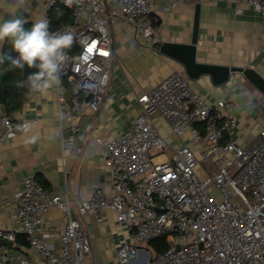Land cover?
Segmentation results:
<instances>
[{
    "label": "built area",
    "instance_id": "obj_1",
    "mask_svg": "<svg viewBox=\"0 0 264 264\" xmlns=\"http://www.w3.org/2000/svg\"><path fill=\"white\" fill-rule=\"evenodd\" d=\"M59 1L71 10L73 21L52 32H74L77 48L69 52L58 90L60 124H71L70 134L63 141L67 156L82 152L76 140V120L87 109L99 114L105 101L117 57L113 26L120 21L129 25L157 54L155 46L161 41L156 35L151 0H80L71 8L63 0H49L43 12L49 23ZM231 1L237 13H242L244 6L256 11L264 30V0ZM174 5L172 2L162 11H170ZM68 86L76 91L72 96ZM138 103L141 112L133 126L107 144L110 193L96 186L87 200H64L35 177H27L15 203L7 202L15 227H0V239L14 242L21 234L46 264H82L92 254L84 217L94 214L101 220L103 211L112 210L134 240L119 248L118 264H131L142 255L147 264H264V142L250 153L234 139L225 140L237 126V103L232 99L208 103L182 72L164 79L139 97ZM157 115L167 121L172 135L183 138L189 133L194 144H204L200 158L191 144L184 143L174 149L171 159L157 161L171 147L153 122ZM24 123L28 121L9 116L0 105V148L23 133L16 126ZM195 123L202 125L205 135ZM260 135L264 138V129ZM209 157H213L216 170L204 173L203 178L199 173L201 158ZM74 205L76 219L71 217ZM52 206L63 210L68 218L59 232V251L40 231ZM161 236L168 244L163 252L144 251ZM0 264L33 262L0 245Z\"/></svg>",
    "mask_w": 264,
    "mask_h": 264
},
{
    "label": "crops",
    "instance_id": "obj_2",
    "mask_svg": "<svg viewBox=\"0 0 264 264\" xmlns=\"http://www.w3.org/2000/svg\"><path fill=\"white\" fill-rule=\"evenodd\" d=\"M48 1L24 0L21 3L16 0H0V20L22 18L26 21L23 27L28 30L34 21L43 17ZM151 1L156 35L161 44L191 42L195 10L199 5L197 62L253 68L264 78V30L259 14L251 7L244 6L242 13H237L231 0ZM172 2L175 5L170 11L163 12ZM112 37L117 57L105 101L99 114L87 109L82 118L76 120L79 125L76 140L82 147L80 154L64 156L63 141L70 134L71 124L66 121L63 126L60 124L57 89L50 90L47 95L29 91L23 107L13 115L28 121L31 128L27 134L20 133L0 148V227L6 230L15 227L14 220L8 215L7 202L15 203L23 188V180L30 176L64 200H87L96 186H101L110 193L111 175L105 163L107 144L133 126L141 112L139 97L172 74L184 73L179 63L157 54L139 33L124 22L120 21L113 26ZM12 44L10 37L5 39L0 45V57H9V46ZM161 44L155 46L156 50H159ZM76 50L73 45L72 51ZM0 66L2 67L1 63ZM190 83L208 103L215 104L221 99H232L237 103V126L226 141L232 138L250 153L264 142L260 135L264 129V95L243 76L233 75L222 86L214 85L209 76H202ZM75 92L71 88L68 95L72 96ZM153 122L171 144L157 161L171 159L174 149L181 148L184 143L191 144L200 158L204 144H194L189 133L183 138L172 135L169 124L160 115L155 116ZM194 126L202 128L199 124ZM33 135L37 137V141L26 144L25 140ZM71 217H78L76 205L71 209ZM67 222L66 213L52 206L40 228L57 251L61 249L59 232ZM83 222L91 240L92 254L82 264H118L119 248L125 243L134 242L132 234L124 224L117 221L112 210L103 211L101 220L94 214H88ZM2 246L8 251L30 258L33 264H46L31 251L24 235H18L11 246ZM144 251L156 253L152 244L145 246ZM131 264H147L145 255Z\"/></svg>",
    "mask_w": 264,
    "mask_h": 264
},
{
    "label": "clouds",
    "instance_id": "obj_3",
    "mask_svg": "<svg viewBox=\"0 0 264 264\" xmlns=\"http://www.w3.org/2000/svg\"><path fill=\"white\" fill-rule=\"evenodd\" d=\"M71 8L79 5L80 0H63ZM58 14L62 15V12ZM26 21L22 18L0 20V45L6 38L13 40V49L17 53L10 60L9 70L19 69L23 72L25 67L34 69L26 79L16 82L17 88L26 87L31 93L47 95L50 90L61 87L63 68L69 60V52L76 42L74 32L68 30H49V20L46 17L37 19L30 29L25 30ZM3 57H0V63ZM30 124L24 123L16 126V130L27 134ZM37 141L35 135L25 140L26 144Z\"/></svg>",
    "mask_w": 264,
    "mask_h": 264
},
{
    "label": "water",
    "instance_id": "obj_4",
    "mask_svg": "<svg viewBox=\"0 0 264 264\" xmlns=\"http://www.w3.org/2000/svg\"><path fill=\"white\" fill-rule=\"evenodd\" d=\"M200 6H196L191 42L188 44L163 42L158 52L183 67L184 74L190 81H196L202 76H209L216 86L227 84L233 75L239 74L250 82L264 95V78L253 68H237L231 66H216L197 62L199 44ZM6 74L0 66V86H5ZM0 244L11 246L12 242L0 239Z\"/></svg>",
    "mask_w": 264,
    "mask_h": 264
},
{
    "label": "trees",
    "instance_id": "obj_5",
    "mask_svg": "<svg viewBox=\"0 0 264 264\" xmlns=\"http://www.w3.org/2000/svg\"><path fill=\"white\" fill-rule=\"evenodd\" d=\"M59 12H62V15L58 14ZM71 21V10L64 8L62 1H59L50 13L49 30H56L62 25L71 23ZM9 56L12 58H15L17 56V53L13 49V44L9 46ZM1 65L4 73L6 74V78L4 88L0 86V105L3 107L6 114H8L9 116H13L23 107L26 101V96L29 92L26 87L17 88L16 82L26 79V76L30 72L34 71V69H28L27 67H25L23 72L19 69L9 70L10 60L8 59V57L3 59ZM196 124L201 125L200 123H195V125ZM200 129L202 130V134L205 135V130L203 128ZM151 244L156 251V254L163 252L168 245L166 238L163 236L155 239L151 242Z\"/></svg>",
    "mask_w": 264,
    "mask_h": 264
},
{
    "label": "rangeland",
    "instance_id": "obj_6",
    "mask_svg": "<svg viewBox=\"0 0 264 264\" xmlns=\"http://www.w3.org/2000/svg\"><path fill=\"white\" fill-rule=\"evenodd\" d=\"M70 89H71V87L70 86H68V90L70 91ZM106 96H107V94H106ZM106 96H105V98H106ZM201 164H200V166H199V173H200V175H201V177H205V176H203V172L204 173H207V174H212L215 170H216V165H215V163L213 162V157H209V158H207V159H203V158H201Z\"/></svg>",
    "mask_w": 264,
    "mask_h": 264
}]
</instances>
